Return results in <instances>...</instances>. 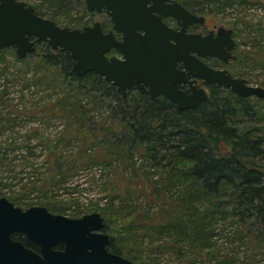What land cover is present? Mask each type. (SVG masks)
Wrapping results in <instances>:
<instances>
[{
  "label": "trees",
  "instance_id": "1",
  "mask_svg": "<svg viewBox=\"0 0 264 264\" xmlns=\"http://www.w3.org/2000/svg\"><path fill=\"white\" fill-rule=\"evenodd\" d=\"M40 1H44L43 7H48L47 2L53 3L51 9L55 15L63 7L57 0ZM188 1L195 5L196 12H221L233 16L236 22L240 21L237 11L246 7L249 14H246L245 27L249 30L262 21L252 12L259 8L252 0L184 1L193 8ZM35 10L44 16L36 7ZM55 15L48 18L55 20ZM259 30L249 31L248 36L254 41L262 37L264 42V33ZM8 54L13 56L15 67L7 62L0 66V85L4 84L0 89L1 98L9 81H23L18 90L22 108L14 105L21 113L62 117L68 124L60 133L56 132L58 141L47 145L50 151L43 161L38 162L39 155L27 145L18 171L14 162L7 164L10 173L7 177L11 181L0 184V193L9 189V199L22 207L45 205L59 213H63V207L73 211L68 215L76 217L89 209L88 202V205L81 202L88 192H96L99 198L95 203L89 200L96 206L94 209L117 216L123 210L127 238L135 246L140 243L145 255L141 258L129 248L124 251L116 245L112 235L110 250L134 261L140 257L143 264H163L159 253L164 254V250L169 249L170 253L181 254L185 244L199 252L208 251L213 247L215 235L213 220L221 215L239 227L240 235L235 233L231 241L242 237L251 250L242 263L236 256L218 250L207 257L210 260L223 257L226 264H264V97L243 96L231 88L214 84L206 100L196 107L181 109L164 95L152 98L138 88L129 89L125 97L116 85L94 71L82 76L76 74L72 70L71 53L55 50L47 41H38L37 49L22 58L14 46L0 50V55ZM60 87L62 91L55 96L52 94L40 110H34L37 106L26 101L29 95ZM104 103L109 104L110 124L105 119L103 123L94 121L91 116L96 114L92 109ZM9 121L0 120V133L6 135V143L14 131ZM39 130L36 128L32 133L38 134ZM49 140L53 142L52 138ZM10 145L3 151L0 149L2 159L8 158L7 151L20 149V146ZM65 149H73V152L65 155ZM137 158L141 160L145 178L141 188L144 196L147 200L153 198L158 207L168 209L164 211L166 216L157 221L148 217V213L145 219L138 218L134 205L117 203V195L121 194L115 195L117 187L110 181L112 176L107 180L104 173H97L102 167L112 173L114 166L124 174L127 165L137 164ZM90 171L93 172L91 177H85ZM84 181L90 185L82 186ZM168 190L175 192L171 202H166L164 196ZM60 199L65 201L64 206L57 202ZM116 203L121 206L113 209ZM107 228L105 224L103 231L107 232ZM13 236L38 249L23 233L16 232ZM256 249L262 254L256 253ZM256 254L260 256L257 258Z\"/></svg>",
  "mask_w": 264,
  "mask_h": 264
},
{
  "label": "water",
  "instance_id": "2",
  "mask_svg": "<svg viewBox=\"0 0 264 264\" xmlns=\"http://www.w3.org/2000/svg\"><path fill=\"white\" fill-rule=\"evenodd\" d=\"M86 0L88 10L104 6L114 22L104 31L99 21L82 28H69L36 13L24 0H0V50L14 46L19 57L36 50V41H47L53 49L70 52L72 70L82 76L89 71L111 81L126 97L137 85L152 98L162 94L179 108L196 107L208 98L204 87L187 77L177 66L183 61L189 72L205 84H219L243 96L264 97V87L254 86L227 68H215L200 56L235 59L233 29L219 26L217 34L186 33L190 23L203 15L171 0ZM149 2L152 4L148 5ZM175 16L180 30L170 28L162 18ZM120 32L122 38L116 37ZM115 50L117 54H108ZM188 83L190 91L183 89ZM100 211L72 217L55 213L45 205L26 208L6 196L0 197V264H142L109 248L110 235L103 231ZM21 232L38 245L27 246L13 236ZM62 244V248H57Z\"/></svg>",
  "mask_w": 264,
  "mask_h": 264
},
{
  "label": "rangeland",
  "instance_id": "3",
  "mask_svg": "<svg viewBox=\"0 0 264 264\" xmlns=\"http://www.w3.org/2000/svg\"><path fill=\"white\" fill-rule=\"evenodd\" d=\"M24 1L34 5L36 9L46 17H51L55 15L52 14L53 10L51 8L53 7L51 6V4L53 3L51 2L45 3L48 5V7H43L42 4H44V1L43 2H41L40 0H24ZM57 1L63 6L60 9V13H57L54 18L56 22L60 25H64V26L67 25L71 28L72 27L81 28L84 25H92L95 21H102V23L104 22V24L109 25L108 17L96 11H89L86 6L85 0H57ZM179 1L184 3V1L186 0H179ZM252 2L253 4H256L257 7H259L256 10H252V12H254V15L255 17H257V19H262L261 23H259V26L254 24L250 26L252 30H249L248 28L247 30L245 27V21H248V17L246 16V14H249V10H246L248 9L246 7H241L242 11L238 9L239 11H237L238 13L236 15L238 16V19H240V21L237 22L235 21L236 19L233 16L229 14H222L221 12L213 13L212 11L210 12L201 11L198 13L206 17V24L203 26V28L224 26L226 28L233 29V35L236 41V46L233 49V54L236 55V58L230 59L224 65L220 64L215 60H213L212 63L214 65H217L218 67L224 66L225 68H228L234 76L243 77L247 79L248 83L251 85L264 87V42L261 41L262 37H259L260 39L256 37L255 38L256 41H254L252 37L248 36L249 31L258 30V29H260L258 31L259 33L261 32L264 33V0H252ZM188 3L189 5L193 6V8L189 6L190 9L194 10V8H196L194 4L190 3V1H188ZM81 21H83L84 23H80ZM6 62L7 64L11 65V67H15L13 56H11L10 54L0 55V66H2ZM21 83H23V81H18V82L9 81L7 83L8 87L5 90V92L2 91L3 93H5L4 98H1L0 96V120L4 121V119H9L11 129L14 130L11 133L10 138L8 137V141H9L8 143H6V138H5L6 135L0 133V149H2L1 151H3L5 147H9V144H11L10 145L11 147L20 146V149H18L16 152H14L13 150L7 151L8 153L6 155L8 158L2 159L0 156V184H6L11 181V179H9L10 177H7L10 174L9 170L7 171L6 168L7 164L14 162L15 164L18 165L16 167V170L17 171L19 170L20 159H22L21 156L23 153H25V148H27L26 147L27 145H29L32 148L31 150L32 152H35V154L37 153L39 155L37 161L38 162L43 161L47 157V154L50 151L47 145L56 143L58 141V136H57L58 133H60L61 130H64V128L68 124L67 120L62 117L48 118L47 115L36 116L28 113H21L19 108H22L20 106L22 102V98L19 96L20 92L18 91L19 88L22 86ZM1 85H0V89L1 88L3 89L4 84L2 83ZM206 89L208 93H210V89L209 88ZM61 91H62L61 87L56 90L45 89L43 92H39L34 96L29 95L26 98V101L27 103L29 101L30 104H33L35 107L37 106L36 108H34V110H40L44 108L41 106L47 100L51 99L50 96L52 94H53L52 96H55L57 92H61ZM107 103L98 106L96 109H92L95 110L96 112L95 115H91L94 121L102 122V120L105 119L106 123L109 124L112 123L109 120V117H107L108 112L110 110L109 104ZM14 105L19 106V108L15 107ZM36 128L37 129L40 128V130L38 131V134H33L32 130ZM50 138L53 139V142L49 140ZM73 143L75 145L77 144L75 141ZM71 152H73V149H65L63 151V154L68 155ZM136 156H139V154L137 153ZM114 162H116L115 159ZM125 163H123V165ZM140 165H141V160L140 158H137V164L127 165L125 167L124 174L114 166L112 173L108 172L106 169L104 170L103 167L97 169V173H100V171L101 173H104L107 180L112 176L110 178V181H113L114 185L117 187L114 188L115 191L114 193L115 195L121 194V195H117V199H116L117 203L127 202L128 205L131 204L134 205L133 206L134 208L137 207L135 211L139 214L138 218L140 219H145L147 216L146 214L148 213V217L151 218L153 217V219L157 221V219H161L163 215L164 217L166 216L164 211L166 212L168 209L167 206L158 207L157 202H153L154 200L153 198L149 197L150 200H147L146 197L144 196L143 194L144 189L141 188H143L142 185L143 186L145 185V183L143 182L145 178L142 173V166ZM47 166H50V164ZM92 173H93L92 171L87 172V174H85L84 176L91 177ZM135 173L137 174V177L133 176ZM43 175L44 174L42 175L39 174L40 177H43ZM17 176L20 175L17 174ZM122 176L123 178H121ZM81 180H84V177L81 178L80 181ZM87 185L89 186L90 184L84 181V184L82 186H87ZM12 188L14 189V187ZM173 191L174 190H168L165 193L164 196H166V202H171L172 200L171 195L175 193ZM88 193L89 195H87V198H84L83 201H81L84 202L85 205L89 204V209L84 211L83 214L96 211V209H94L96 208V206L93 205L89 200L93 199L95 203L96 199L99 198L98 197L99 195L96 192H92V191H89ZM24 194L27 195L29 193L24 192ZM1 196H6L10 198L11 196L10 190L9 189L2 190V192L0 193V197ZM57 202L62 205L63 203L65 204V201L62 199H60V201L57 200ZM117 203L113 205V209L120 208L118 206L121 205ZM149 203L152 205L151 207L148 205ZM62 210L63 211L61 212L65 213L64 211H66V208L62 207ZM126 210L129 211L130 209L127 208ZM100 212L103 215L104 222L108 227L107 233L115 237L116 245L122 248L124 251L126 250L125 248L127 249L129 248L131 252L137 253L139 256H141V258H143L145 252L143 253L141 251L140 247L142 245L140 243H137V246H135L127 238V233L125 231V229H127V222L124 220L126 219L124 217L125 215L124 211L123 210L119 211L121 213L119 216L111 212H107L106 215L103 214L102 211ZM69 213H73V211L67 210L65 214H69ZM218 216L219 217L216 220L215 219L213 220V223L215 224L216 227H215V235L213 237V247L211 249L208 248L207 249L208 251L206 252L205 251L199 252L198 249L196 250L194 247L192 248L188 244H185L183 246L182 253L178 255L176 253H170V251H168L169 249H165L164 254L159 253V255H161L162 263L163 264H226L223 263L224 261L223 257H221V260H217V259L210 260L207 257L210 254H215L216 250L224 254L229 253V255L231 254L233 256H236L238 258L237 261L239 263L245 261L247 255L250 253L251 250L248 241L242 237L239 240L237 239L231 241V238L234 236L235 233H237L238 236L240 235L239 227H237V225L232 221H230L229 219H225V218L223 219L220 217L221 215ZM255 251L256 253L262 254L261 252H259L258 249H256ZM259 254H256L257 258L260 256ZM141 258L139 257V260H137V262L142 263L143 259Z\"/></svg>",
  "mask_w": 264,
  "mask_h": 264
},
{
  "label": "flooded vegetation",
  "instance_id": "4",
  "mask_svg": "<svg viewBox=\"0 0 264 264\" xmlns=\"http://www.w3.org/2000/svg\"><path fill=\"white\" fill-rule=\"evenodd\" d=\"M179 1V0H178ZM181 2V1H180ZM166 4H171V0H166L165 1ZM182 3V2H181ZM152 4V2H149L148 5ZM188 10H190L192 13H195L197 15H201L200 13L190 9L188 6H186L184 3H182ZM93 11H96L98 13H101V14H104L108 17L109 19V25H106L104 24V22L102 23V21H99L102 25V28L104 31H108V30H111L113 28V25H114V22L112 21L111 19V15L106 11L105 7L103 6L102 7V10L100 11H97V10H93ZM204 16V15H203ZM162 20L172 29L174 30H180L181 29V25L178 21V19L173 16V15H167V16H164L162 18ZM96 22V21H95ZM206 24V17L204 16V19L202 21H196L194 23H190L187 25L186 27V33H199V34H202V35H208L210 34L211 32H213L215 35L217 34V30L219 27H213V28H203V26ZM115 35L116 37H118L119 39L122 38V34L120 32H115ZM232 36L234 37L233 33H232ZM113 52V53H111ZM110 52V55L111 54H116V51L115 50H112ZM232 53H233V50H232ZM200 58L206 62L207 64H209L210 66L212 67H215V68H225L224 66L222 67H218L217 65H214L212 62L213 60L219 62L220 64H226L228 61H225L223 60L222 58H219V57H215V56H200ZM177 66L181 69H185L186 70V73H187V77L190 79V80H193L195 79L196 80V84L200 87H204L205 89L206 88H209L210 89V86L212 85H208V84H205L204 83V80L200 77H196L194 75H192L188 69H186V65L184 64L183 61H178L177 62ZM228 69V68H227ZM229 70V69H228ZM230 71V70H229ZM231 72V71H230ZM214 85V84H213ZM183 89H185L186 91H190L191 90V87L188 83H184L183 84ZM132 88H138L137 85H134ZM130 88V89H132ZM139 89V88H138ZM129 90V89H128ZM140 90V89H139ZM207 90V89H206ZM148 94V93H147ZM57 247H60L62 248V244L61 245H58Z\"/></svg>",
  "mask_w": 264,
  "mask_h": 264
},
{
  "label": "bare ground",
  "instance_id": "5",
  "mask_svg": "<svg viewBox=\"0 0 264 264\" xmlns=\"http://www.w3.org/2000/svg\"><path fill=\"white\" fill-rule=\"evenodd\" d=\"M85 2H86V0H85ZM60 25V24H59ZM61 26H64V25H61ZM65 26H67V25H65ZM68 27V26H67ZM36 43V49H37V43H38V41H36L35 42ZM17 109V108H16Z\"/></svg>",
  "mask_w": 264,
  "mask_h": 264
}]
</instances>
